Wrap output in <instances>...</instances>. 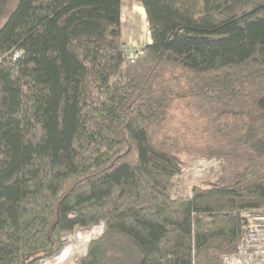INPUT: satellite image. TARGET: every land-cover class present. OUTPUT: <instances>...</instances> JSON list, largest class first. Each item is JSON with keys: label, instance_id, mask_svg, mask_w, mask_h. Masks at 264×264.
I'll use <instances>...</instances> for the list:
<instances>
[{"label": "trees", "instance_id": "16d2710c", "mask_svg": "<svg viewBox=\"0 0 264 264\" xmlns=\"http://www.w3.org/2000/svg\"><path fill=\"white\" fill-rule=\"evenodd\" d=\"M15 0L0 25V264H222L264 209V0ZM7 0H0V16ZM196 156L214 176L172 195Z\"/></svg>", "mask_w": 264, "mask_h": 264}, {"label": "rangeland", "instance_id": "374dc122", "mask_svg": "<svg viewBox=\"0 0 264 264\" xmlns=\"http://www.w3.org/2000/svg\"><path fill=\"white\" fill-rule=\"evenodd\" d=\"M15 0H7L3 14L0 16V25L6 15L14 6ZM122 28V43L125 54H133L149 42L147 18L143 8L134 1L122 0L120 12ZM202 159L196 156L190 159L180 174L173 178L170 190L172 195L189 194L190 187L202 181L204 178L214 176L219 170L218 159ZM103 230L101 223L86 228H76L66 234V242L62 250L55 256L39 261L37 264H76L77 258L84 254L86 246L91 238L100 234Z\"/></svg>", "mask_w": 264, "mask_h": 264}, {"label": "built area", "instance_id": "2783aa9c", "mask_svg": "<svg viewBox=\"0 0 264 264\" xmlns=\"http://www.w3.org/2000/svg\"><path fill=\"white\" fill-rule=\"evenodd\" d=\"M140 53H142V50L137 49L133 54H127L126 57L133 61ZM241 217L242 240L238 243L234 252L222 255V264H264V209L242 211Z\"/></svg>", "mask_w": 264, "mask_h": 264}]
</instances>
